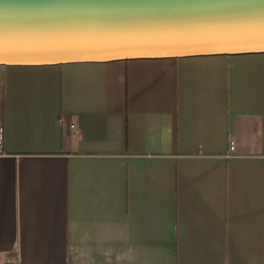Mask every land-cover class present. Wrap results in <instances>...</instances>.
<instances>
[{
	"label": "crops",
	"instance_id": "0c3cea01",
	"mask_svg": "<svg viewBox=\"0 0 264 264\" xmlns=\"http://www.w3.org/2000/svg\"><path fill=\"white\" fill-rule=\"evenodd\" d=\"M0 129V264H264V54L0 67Z\"/></svg>",
	"mask_w": 264,
	"mask_h": 264
},
{
	"label": "water",
	"instance_id": "95a60500",
	"mask_svg": "<svg viewBox=\"0 0 264 264\" xmlns=\"http://www.w3.org/2000/svg\"><path fill=\"white\" fill-rule=\"evenodd\" d=\"M264 54V0H0V67Z\"/></svg>",
	"mask_w": 264,
	"mask_h": 264
},
{
	"label": "built area",
	"instance_id": "2783aa9c",
	"mask_svg": "<svg viewBox=\"0 0 264 264\" xmlns=\"http://www.w3.org/2000/svg\"><path fill=\"white\" fill-rule=\"evenodd\" d=\"M0 133H1V129H0ZM233 150V144L231 141H229L227 143V151L228 152H231ZM2 264H16L15 261H11V260H7V261H4Z\"/></svg>",
	"mask_w": 264,
	"mask_h": 264
}]
</instances>
